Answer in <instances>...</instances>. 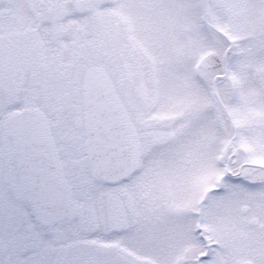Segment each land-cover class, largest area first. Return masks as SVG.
Segmentation results:
<instances>
[{"label":"snow or ice","instance_id":"obj_1","mask_svg":"<svg viewBox=\"0 0 264 264\" xmlns=\"http://www.w3.org/2000/svg\"><path fill=\"white\" fill-rule=\"evenodd\" d=\"M0 264H264V0H0Z\"/></svg>","mask_w":264,"mask_h":264}]
</instances>
